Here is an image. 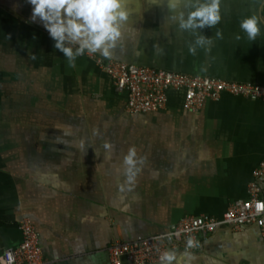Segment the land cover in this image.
<instances>
[{"label": "crops", "instance_id": "crops-1", "mask_svg": "<svg viewBox=\"0 0 264 264\" xmlns=\"http://www.w3.org/2000/svg\"><path fill=\"white\" fill-rule=\"evenodd\" d=\"M264 84V0H0V254L28 219L45 264H109L113 240L221 218L264 159V102L126 112L88 57ZM264 202V184L259 187ZM151 264H264L254 224Z\"/></svg>", "mask_w": 264, "mask_h": 264}, {"label": "built area", "instance_id": "built-area-1", "mask_svg": "<svg viewBox=\"0 0 264 264\" xmlns=\"http://www.w3.org/2000/svg\"><path fill=\"white\" fill-rule=\"evenodd\" d=\"M69 46L94 61L110 78L114 92L126 94L125 109L129 114H148L164 109L170 92H181L182 106L190 112H198L207 100L216 101L222 94L264 102V84L218 80L126 64L95 57L76 45ZM261 184H264V159L252 172L247 199L231 204L221 218L185 216L163 233L138 237L129 242L113 240L107 249L109 264L164 262L169 260L173 251H196L201 240L221 227L237 229L254 224L264 240V202L258 195ZM18 229L20 244L2 252L0 264H45L39 234L30 220L22 219Z\"/></svg>", "mask_w": 264, "mask_h": 264}]
</instances>
